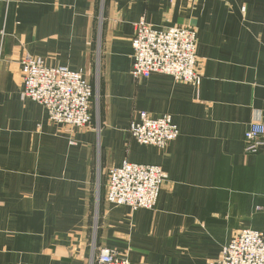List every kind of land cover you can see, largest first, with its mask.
I'll return each mask as SVG.
<instances>
[{
	"label": "crops",
	"instance_id": "obj_1",
	"mask_svg": "<svg viewBox=\"0 0 264 264\" xmlns=\"http://www.w3.org/2000/svg\"><path fill=\"white\" fill-rule=\"evenodd\" d=\"M192 27L199 84L134 78L131 39ZM79 71L97 102L86 127L51 122L21 98L19 61ZM144 111L170 115L165 147L128 132ZM264 122V0H0V264H97L101 248L130 264H216L242 229L264 231V146L244 150ZM124 161L166 175L152 208L105 198Z\"/></svg>",
	"mask_w": 264,
	"mask_h": 264
},
{
	"label": "built area",
	"instance_id": "obj_2",
	"mask_svg": "<svg viewBox=\"0 0 264 264\" xmlns=\"http://www.w3.org/2000/svg\"><path fill=\"white\" fill-rule=\"evenodd\" d=\"M196 32L192 27L172 26L158 29L141 16L134 24L131 39L134 78L153 73L172 76L182 83L199 84L202 74L196 55ZM21 98L44 107L51 122L71 127H86L92 121L94 91L79 71L66 66H48L39 57H21ZM128 132L138 143L165 147L178 136V127L170 115L151 117L141 111ZM244 150L258 153L264 146V122L254 119L244 132ZM166 180L157 165L124 161L107 170L106 200L131 209L152 208ZM97 264H130L126 254L101 248ZM216 264H264V231L242 229L222 249Z\"/></svg>",
	"mask_w": 264,
	"mask_h": 264
},
{
	"label": "rangeland",
	"instance_id": "obj_3",
	"mask_svg": "<svg viewBox=\"0 0 264 264\" xmlns=\"http://www.w3.org/2000/svg\"><path fill=\"white\" fill-rule=\"evenodd\" d=\"M96 102H97V99L96 97H94V99L92 100V104L94 103V107L96 106Z\"/></svg>",
	"mask_w": 264,
	"mask_h": 264
}]
</instances>
